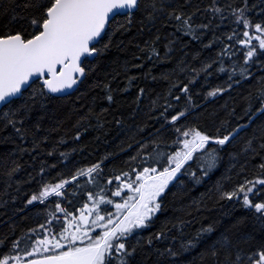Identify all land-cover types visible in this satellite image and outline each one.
<instances>
[{
    "label": "trees",
    "instance_id": "trees-1",
    "mask_svg": "<svg viewBox=\"0 0 264 264\" xmlns=\"http://www.w3.org/2000/svg\"><path fill=\"white\" fill-rule=\"evenodd\" d=\"M33 2L0 0V31L24 28L31 32L30 20L36 13ZM245 4L255 32V24L264 23V0H140L130 24L125 23L127 14L113 18L108 35L95 45L107 43L111 35L110 46L84 60L87 72L71 93L61 97L38 94L33 104L31 92L41 84L36 81L24 94L31 111L23 121L24 112L17 115L15 128L7 124V106L0 109V258L16 255L13 243L17 238L24 241L27 234L36 239L43 232L38 225L59 233L63 223L46 224L57 202L76 217L84 203H90L88 193L100 187L114 200L112 193L119 183L113 184V179L106 186L108 177L130 172L133 179L135 171L154 166L143 153H153L157 145L161 151L175 152L176 128L197 126L208 135L223 136L240 124L238 134L225 145L215 141L206 145L218 154L207 174L201 167L203 154H193L163 194V208L150 224L130 235L127 245L131 247L137 239L142 245L130 264H254L264 250V220L254 207L244 204L242 195L222 196L239 191L238 186L247 181L246 187H253V205L264 202V186L257 182L264 178V114L256 112L264 91V50H258L255 60L245 65L248 49L239 40L244 39L246 29L232 12ZM214 7L221 11L214 12ZM173 10L185 16L192 13V32L169 15ZM117 22L125 27L117 29ZM152 46L159 55L150 54ZM234 64L247 66L251 76L242 79L236 72L229 79L228 69ZM185 84L187 93L181 91ZM215 88L224 91L210 95ZM109 89L112 101L107 99ZM180 111L185 113L183 118L172 122L170 117ZM16 128L23 130V136ZM98 161L101 167L95 185L87 176L70 179L77 170ZM62 179L68 181L62 189L65 197L28 202L45 183ZM55 214L64 220L63 213ZM209 225L211 232L196 237ZM29 229L36 231L29 233ZM157 232H163L164 238L156 236ZM150 236L151 245L146 243ZM192 238L196 243L182 248L181 242ZM25 247L31 245L20 244ZM169 248L178 255H170Z\"/></svg>",
    "mask_w": 264,
    "mask_h": 264
},
{
    "label": "snow or ice",
    "instance_id": "snow-or-ice-1",
    "mask_svg": "<svg viewBox=\"0 0 264 264\" xmlns=\"http://www.w3.org/2000/svg\"><path fill=\"white\" fill-rule=\"evenodd\" d=\"M31 6L36 9L35 15L30 20L31 32L24 28L0 31V108L7 106L4 115L8 118L7 124H11L14 128L17 115L23 111L25 115L20 116V121H23L27 113L31 111V106L24 100L25 92L32 88L36 81H42L38 90L33 89L31 92L30 98L34 104L38 94L46 96L48 93H56L76 85L81 76L87 72V68L82 66L84 60L90 56L95 58V55L102 53L110 46L111 35L107 43L100 47L94 45H99L104 35H108L107 29L111 27L113 18L127 13L125 23L130 24L133 13L140 7V0H34ZM246 10L245 4L240 8L232 9V12L237 14V22L242 23L246 29L243 32L244 39H240L239 44L247 46L244 62L245 65H249L255 60L257 51L264 50V23L255 24L256 31L252 32ZM213 11L219 12L221 9L214 7ZM169 15H174L178 21H183L186 31H193V25L190 23L192 13L185 16L182 12L173 10ZM124 27L125 24L117 22V29ZM202 27L207 28L208 25H202ZM225 49H228L227 45ZM230 51L229 49L224 54H230ZM151 53L159 55L155 46L150 48ZM204 67L207 69L209 66ZM220 70L225 69L222 67ZM228 71L229 79L236 72H239L242 79L252 74L247 66L237 67L235 64ZM77 73L80 75H75ZM131 79L132 77H129V81ZM45 89L48 92H45ZM181 91L187 93L189 86L185 84ZM223 91V88H215L209 94L214 96ZM143 92L144 89L141 88L140 94L142 95ZM188 98L192 99L191 96ZM107 99L113 100L110 89ZM18 100L23 102L13 107ZM169 107L172 106L169 105ZM256 112L264 114V91L261 92L260 108H257ZM256 112L248 117L249 120L255 116ZM184 114V111L176 112L170 120L177 122L178 119L183 118ZM36 127L39 128L40 125L37 124ZM240 128L242 125L237 124L231 132L223 136L208 135L197 126L183 130L176 128L178 135L172 141V146L176 147L175 152L169 154L167 151H161L157 145L153 153H143L145 157H148L147 162L154 166L135 171V180L131 179L130 172H121L114 178L108 177L106 186L110 185L113 179L119 181L113 196H119L125 188L131 193L124 198L123 202L110 200L104 194V187H100L96 193H88L90 203H84L78 217L72 216L57 202L55 211L50 213L46 224L63 223L65 226L60 232L50 231L44 224L38 225L43 232L37 233L34 240L27 234L24 241L17 238V241L13 243L16 255L0 258V264H112L113 260L116 264H130V259L137 247L142 245L140 239H137L136 244L129 247L127 240L136 230L150 224L155 214L163 208V194L169 182L178 178L177 173L183 170L186 161L193 159L194 153L203 154L201 167L207 174L215 167L218 154L215 149H210L206 145L210 141L225 145L234 138V134H238L237 130ZM15 130L23 136L22 129ZM80 134L78 131L76 136L79 137ZM143 147L144 145H141V148ZM100 167L98 161L87 168L77 170L76 175L70 179L76 181L77 177L87 176L88 181L95 185ZM41 171L43 172V169ZM257 182L264 186V178L258 179ZM67 183L68 181L64 179L54 184L45 183L39 193H34L28 202L45 201L46 198L59 201L60 198L65 197L62 189ZM248 183L246 181L245 184L239 185V191H226L222 193V196L231 199L242 195L244 204L254 207L260 214V218L264 220V202L253 205L250 199L253 187H246ZM111 203H115V212H103L101 205L106 207ZM56 211L64 214L63 221L56 216ZM94 229H99V234H96ZM35 231V229L28 230L29 233ZM211 231L210 225L202 227L196 233V237ZM156 236L164 238V233L157 232ZM152 242L150 236L146 243L151 245ZM21 243L30 244V249L20 248ZM195 243L196 239L192 238L182 241L181 246L187 249ZM167 251L170 255H178L171 248ZM216 254V250L213 249L212 255ZM258 257L254 260V264H264V250L259 251ZM239 259L238 253L237 261ZM249 259H252V255Z\"/></svg>",
    "mask_w": 264,
    "mask_h": 264
},
{
    "label": "flooded vegetation",
    "instance_id": "flooded-vegetation-1",
    "mask_svg": "<svg viewBox=\"0 0 264 264\" xmlns=\"http://www.w3.org/2000/svg\"><path fill=\"white\" fill-rule=\"evenodd\" d=\"M117 182L119 183V181H116V182H113V184H116ZM127 191L129 192V190L126 189V188L125 189H122V191H121V193H120L119 196H113V193L115 192L114 191L112 193V197L114 198V201L123 202V200H124V198H123L124 197V194L128 193ZM129 194H130V192H129ZM101 207L103 209V212L112 213L113 209L115 208V203H113V205L111 207H108V205L105 207L103 204L101 205ZM79 215H80V211L78 212V214L76 215V217H78Z\"/></svg>",
    "mask_w": 264,
    "mask_h": 264
},
{
    "label": "water",
    "instance_id": "water-1",
    "mask_svg": "<svg viewBox=\"0 0 264 264\" xmlns=\"http://www.w3.org/2000/svg\"><path fill=\"white\" fill-rule=\"evenodd\" d=\"M125 14H127V13H125ZM125 14H123V15H125ZM95 46V45H94ZM87 59H92V57L90 56V57H88ZM57 70H59V66H57ZM75 75H80V74H75ZM82 77V76H81ZM40 83H42V81H39ZM75 87V85L72 87V88H66V89H63V90H61V91H59V92H56V93H50L51 95H53V96H57V97H61V96H65V95H67V94H69V93H71L72 92V90H73V88ZM47 90V89H46ZM48 91V90H47ZM1 109V108H0Z\"/></svg>",
    "mask_w": 264,
    "mask_h": 264
},
{
    "label": "rangeland",
    "instance_id": "rangeland-1",
    "mask_svg": "<svg viewBox=\"0 0 264 264\" xmlns=\"http://www.w3.org/2000/svg\"><path fill=\"white\" fill-rule=\"evenodd\" d=\"M176 151V150H175ZM188 161H186V163H187ZM180 173V172H179ZM179 173H177V176L179 175ZM136 179V177L134 176L133 177V180H135ZM176 178H174V180H175ZM173 180V181H174ZM173 181H170L169 182V185L173 182ZM169 187V186H168ZM128 192V191H127ZM131 195V193L129 194V192L128 193H126V194H124V197L123 198H126V197H128V196H130ZM113 212H115V208L113 209V211H112V213ZM99 229H94V231L96 232V234H99V231H98Z\"/></svg>",
    "mask_w": 264,
    "mask_h": 264
}]
</instances>
